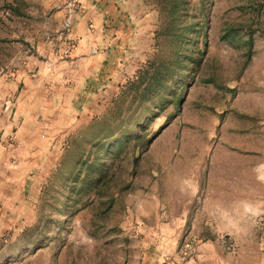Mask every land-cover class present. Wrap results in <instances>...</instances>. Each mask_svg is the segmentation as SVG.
I'll return each mask as SVG.
<instances>
[{"label": "rangeland", "instance_id": "obj_1", "mask_svg": "<svg viewBox=\"0 0 264 264\" xmlns=\"http://www.w3.org/2000/svg\"><path fill=\"white\" fill-rule=\"evenodd\" d=\"M0 264H264V0H0Z\"/></svg>", "mask_w": 264, "mask_h": 264}, {"label": "bare ground", "instance_id": "obj_2", "mask_svg": "<svg viewBox=\"0 0 264 264\" xmlns=\"http://www.w3.org/2000/svg\"><path fill=\"white\" fill-rule=\"evenodd\" d=\"M29 123H30V121H28V123H27V124L29 125Z\"/></svg>", "mask_w": 264, "mask_h": 264}, {"label": "built area", "instance_id": "obj_3", "mask_svg": "<svg viewBox=\"0 0 264 264\" xmlns=\"http://www.w3.org/2000/svg\"><path fill=\"white\" fill-rule=\"evenodd\" d=\"M95 52V50H93Z\"/></svg>", "mask_w": 264, "mask_h": 264}]
</instances>
